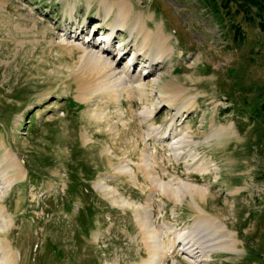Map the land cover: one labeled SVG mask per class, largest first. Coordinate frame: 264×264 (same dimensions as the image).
Segmentation results:
<instances>
[{
	"label": "rangeland",
	"instance_id": "1",
	"mask_svg": "<svg viewBox=\"0 0 264 264\" xmlns=\"http://www.w3.org/2000/svg\"><path fill=\"white\" fill-rule=\"evenodd\" d=\"M117 1L0 0V170L7 151L21 169L7 190L0 179V264L4 250L9 264H194L183 243H172L191 235L198 214L223 221L240 250L195 264H264V31L233 14L235 6L231 16L201 0H127L133 17L172 46L145 74L150 55L137 49L132 15L111 27ZM61 35L125 45L127 58L110 53L121 70L139 53L144 94L136 87L133 98L77 100L85 65ZM173 85L196 96L194 106L169 104ZM230 124L234 134L211 135ZM170 132L193 143L175 151ZM181 183L206 187L207 203L190 202ZM137 211L150 212V230Z\"/></svg>",
	"mask_w": 264,
	"mask_h": 264
},
{
	"label": "bare ground",
	"instance_id": "2",
	"mask_svg": "<svg viewBox=\"0 0 264 264\" xmlns=\"http://www.w3.org/2000/svg\"><path fill=\"white\" fill-rule=\"evenodd\" d=\"M115 3L116 2H114V4ZM114 4H108L105 8L106 17L110 14L112 10L111 8L114 6ZM116 4L118 6L117 14L115 19L111 23V27L114 32L124 28L127 25L126 23L131 17L133 9V5L130 4L127 0H118ZM128 27L130 28L131 32H135L137 36H140L142 38L141 42L137 45V49L138 51L149 53L150 62L153 63L150 64V62L147 61L146 58H144L145 63L143 71L145 74L148 72L151 73V70L154 69L153 66L156 64V60L165 58L172 52V46L171 44H169V37H167L162 30L154 32V30L148 27V25L142 20L140 15H135ZM64 35H61L62 37L60 39V44L63 49H68L71 47L70 49L73 48L80 51L82 53L81 60L85 65V68L83 67L85 72H80L75 77L77 85L76 91L78 93V95L76 96L77 100L86 103L93 98V95L101 94L109 96L111 101H118L119 97H121L122 95V92L127 93L131 98H133L136 87L141 91V95L144 94L145 91L143 90L145 89V83H143L141 80L144 73L137 72V67L135 65L136 63H139V61H137L139 58V53L137 55L134 52L135 54L133 53V57L136 55V58L132 59L133 61H131V64L129 66H122L123 69L121 70V68H119L118 66L119 61L116 62L117 60L110 58V53H113L115 50H117L118 52L116 54V59L123 57L124 59L125 57L127 58L128 55L126 56L127 51L125 50V45L122 46L121 49L115 48L113 50L111 49V40L105 39L100 42L102 46L99 48V45L97 46L98 43L96 40L93 42L92 40L85 41L81 39L83 40L81 42V40H79V35L75 37L74 40H71V37L67 39ZM173 87L174 88L170 87V94L168 95L169 98L168 96H166L169 100V104H175L179 99H181L182 105L179 107L178 112L184 110L187 107H190L191 105L194 106L196 96H188L187 92H183V86L181 85H173ZM164 91L168 92L167 89L162 90L161 88L160 92L163 93ZM166 97L164 96L163 100ZM146 112L148 117L153 112V109L147 107ZM178 133L176 132V134H173L172 137L171 132L168 136L164 135V137L171 138V140H173L172 147L175 148V151L182 149L183 146H189L191 143H193L186 134H182L179 137ZM224 133L230 135L234 134L232 124L221 126L220 128H215L211 135L218 137V135H222ZM12 154L13 153L11 151L5 152L3 159L1 160L4 165V168L0 170V179L3 180L1 183L2 190H7L8 188H10L13 181H15V179L10 176V173L21 175V169L19 168L15 156H13ZM119 169H121L123 172L129 171V169L126 168L125 165H120ZM99 188H102V185H99ZM180 188H183L184 192H188V194L190 195V202L192 203H201L202 201H204L207 195L206 192L208 191L206 187H198L191 184L188 185L187 183H181ZM176 189L177 187H175V190ZM174 192L175 191L173 189L171 194H173ZM176 192L177 193L173 195L177 200L178 197L179 200H181L182 198L180 196V192H182V190H178ZM198 194L199 198L197 197ZM201 210L203 209L201 208ZM146 214V218H143L139 211H137L138 221H141V218H143L144 222H146L143 223V226L145 228L147 227L148 229V227L150 226V222L148 221L150 212H147ZM0 215V218L4 220V213H0ZM198 215H203L204 219H201L200 224L199 222L197 223L199 225L194 228L190 236H186L185 232L178 233V236L177 234H174V236H177L178 239H175V241L172 243V246L177 243H183L184 246H181L180 252L181 254L185 255L184 259L186 261L190 263H205L215 252L236 253L240 250L237 246L238 240L236 239V234L233 233L223 221L215 217L213 219V217H210L208 215L206 216L204 214ZM147 223H149V226L147 225ZM202 226H206V228L204 230H201ZM151 250L153 249L151 248ZM155 252L152 253L153 257L151 261L153 260L156 262L158 261L159 256L158 253ZM11 253L8 250L3 251V259L6 260V262L8 261L5 264H9V262L11 261Z\"/></svg>",
	"mask_w": 264,
	"mask_h": 264
},
{
	"label": "trees",
	"instance_id": "3",
	"mask_svg": "<svg viewBox=\"0 0 264 264\" xmlns=\"http://www.w3.org/2000/svg\"><path fill=\"white\" fill-rule=\"evenodd\" d=\"M209 4L215 13L223 9L225 13L242 14L243 20L250 24L255 25L261 31H264V0H201ZM235 6L233 14L230 10ZM232 18V17H231ZM235 32V37H241L240 26L238 24L232 25Z\"/></svg>",
	"mask_w": 264,
	"mask_h": 264
},
{
	"label": "crops",
	"instance_id": "4",
	"mask_svg": "<svg viewBox=\"0 0 264 264\" xmlns=\"http://www.w3.org/2000/svg\"><path fill=\"white\" fill-rule=\"evenodd\" d=\"M222 177H224V179H226L227 177H226V174H224L223 173V175H222ZM226 177V178H225ZM227 180H229V177H228V179ZM205 203H207V198H205ZM185 206V205H184Z\"/></svg>",
	"mask_w": 264,
	"mask_h": 264
},
{
	"label": "water",
	"instance_id": "5",
	"mask_svg": "<svg viewBox=\"0 0 264 264\" xmlns=\"http://www.w3.org/2000/svg\"><path fill=\"white\" fill-rule=\"evenodd\" d=\"M18 156L20 157V156H21V154H18Z\"/></svg>",
	"mask_w": 264,
	"mask_h": 264
}]
</instances>
